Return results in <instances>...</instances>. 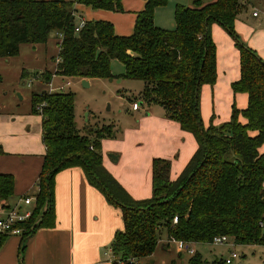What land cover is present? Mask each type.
I'll list each match as a JSON object with an SVG mask.
<instances>
[{
	"label": "trees",
	"instance_id": "16d2710c",
	"mask_svg": "<svg viewBox=\"0 0 264 264\" xmlns=\"http://www.w3.org/2000/svg\"><path fill=\"white\" fill-rule=\"evenodd\" d=\"M121 1L0 0V59L17 56L21 45L45 44L56 34L55 76L80 81L114 79L111 62L118 61L124 68L119 78L141 81V100L160 106L164 117L190 133L198 148L175 181L170 180V162L154 159L152 195L135 202L102 165L101 142L112 139L111 132L94 129L80 135L72 93L32 94L30 111L42 118L45 155L32 215L19 226L21 240L54 226L55 176L80 168L88 185L121 209L123 230L110 244L112 264H139L154 253L161 233L168 241L185 244H212L217 237H227L235 245H264L259 226L264 217V154L259 152L264 145V62L235 32L242 2L195 0L191 7L176 5L175 27L165 30L154 24V12L167 1L143 0L145 7L128 37L116 35L112 24L104 21L85 22L74 32L76 5L122 13ZM214 24L226 32L239 53V78L230 88L233 94L247 95V106L239 110L233 105L227 122L214 125L212 117L209 126L203 127L200 88L216 82ZM27 77L22 74V79ZM51 77L48 72L40 75L45 84ZM13 190L12 176L0 174L1 210L9 208ZM7 238L0 236V243ZM19 251L21 256L23 244ZM203 263L196 252L188 261ZM210 264L226 263L219 258Z\"/></svg>",
	"mask_w": 264,
	"mask_h": 264
},
{
	"label": "crops",
	"instance_id": "0c3cea01",
	"mask_svg": "<svg viewBox=\"0 0 264 264\" xmlns=\"http://www.w3.org/2000/svg\"><path fill=\"white\" fill-rule=\"evenodd\" d=\"M193 1L188 0L186 7H191ZM200 1L209 4L216 0ZM241 2L244 7L236 18L235 32L242 43L264 62V0ZM121 5L122 13L93 10L82 5H76L75 10L81 15L80 20L111 23L116 35L128 37L134 31L136 16L144 9L145 2L122 0ZM174 9L156 8L154 24L161 29H173ZM253 12H257L258 16L253 17ZM211 35L216 46V83L200 89L201 113L205 119L211 107L218 116L222 115V119L217 120L214 116L213 120L214 125H220L221 120L230 118L233 105L239 110L246 108L247 95L233 94L230 88L239 78V53L233 41L216 24L211 27ZM38 46H31L32 50L35 51ZM87 81L91 84L92 80ZM17 95L20 96L19 93ZM147 107L136 128L127 130L122 138L101 142L103 167L135 202L148 200L152 195L151 166L154 159L170 162V180L175 181L198 148L194 137L182 131L177 123L167 120L160 106L162 111L155 109V105ZM138 111L139 108L135 112ZM240 121L244 123L242 118ZM129 133L136 135L135 139H131L133 136ZM259 152L264 154V145ZM44 155L41 116L31 113L29 102L18 107L8 97L0 104V174L11 175L14 180L13 196L7 202L8 207L14 206L24 196L34 197ZM5 210L0 211V215ZM54 215L53 227L38 229L24 242L18 236H8L0 243V264H112L110 244L114 235L123 230L121 209L108 204L98 190L88 185L80 168L66 169L55 176ZM196 245L199 244H188L187 248L198 253L192 248ZM226 246V257H220L224 260L230 252H234L229 243ZM162 251L167 253L169 246L164 245ZM176 253L178 255L182 251ZM151 257L142 259L140 263L146 260L148 264H155Z\"/></svg>",
	"mask_w": 264,
	"mask_h": 264
},
{
	"label": "rangeland",
	"instance_id": "374dc122",
	"mask_svg": "<svg viewBox=\"0 0 264 264\" xmlns=\"http://www.w3.org/2000/svg\"><path fill=\"white\" fill-rule=\"evenodd\" d=\"M166 1L164 7L171 8H175L176 5L187 6L188 2V0ZM79 16L81 15L77 12L75 25H79ZM57 43V35L51 34L47 42L36 47L35 51L31 46L21 45L17 56L12 59L0 60V104L11 97L18 107H23L27 102L30 103L32 94L48 91V84H45L41 79H34V76L48 72L52 75L50 82L53 87L64 86V93L73 94L75 127L80 135H84L88 130L92 132L94 129H107L113 138H122L127 130L136 128L138 119L143 117L148 109V105L141 100L143 83L138 80L119 78L123 75L124 68L118 61L111 63V74L115 77L112 82L95 79L91 81L89 87H84L77 79L53 77L54 63L58 56ZM40 70L43 71L39 72ZM22 74H28L29 77L22 79ZM67 82H69V86L66 87ZM17 93L22 99L15 96ZM133 103L140 104L138 112L132 111ZM202 108V95H200L199 114L203 127L209 126L210 119L213 117L214 120V116L217 117V120L218 118L222 119V115L218 116L211 107L209 114L203 119ZM155 109L162 111L158 106H155ZM228 119L221 120L219 124L225 123ZM129 134L133 136L131 139H135L136 135ZM160 236L156 249L151 255L153 256L150 258L151 261L154 259L155 264H188L189 259L193 256L188 253L190 249H184L181 254L177 255L176 252L179 253L177 245L172 241L168 242L165 233ZM228 243L233 247L236 257L232 264H264V245H235L231 239H228L226 244ZM164 245L169 246L167 253L162 251ZM192 248L200 254L203 264H210L215 257L225 258L228 251L226 245L199 244ZM145 261L140 264H148Z\"/></svg>",
	"mask_w": 264,
	"mask_h": 264
},
{
	"label": "built area",
	"instance_id": "2783aa9c",
	"mask_svg": "<svg viewBox=\"0 0 264 264\" xmlns=\"http://www.w3.org/2000/svg\"><path fill=\"white\" fill-rule=\"evenodd\" d=\"M241 1V0H240ZM253 17H257L258 13L257 12H253ZM85 25V22L83 20H80L79 25H77L75 27V33H78L83 26ZM59 61V58L57 57L54 65L56 67L57 63ZM53 77H56L55 75H53ZM34 79H40V75H36L34 76ZM30 86V84H28ZM65 86H69V82H67L65 84ZM48 93H63L64 92V86L59 87V88H55L52 86L51 82L48 83ZM139 108V105L137 103H133V105L131 106L132 111H136ZM34 202H35V198L33 196H24L22 198H20L18 200V202L14 205L9 207L8 209H6L3 215H0V236H18V237H22V233H23V229H21V227H19L22 223L28 221V219L31 217L32 215V211L34 208ZM26 207V208H25ZM3 211V210H0ZM176 218L174 219V223H176ZM259 226L261 229H264V217L263 220L259 223ZM228 241L227 237H217L215 239H213L212 244L213 245H226ZM174 243H176L178 245V250L182 251L184 249H188L187 245L185 243L182 242H175L172 241ZM188 253L193 254L194 251L190 250L188 251ZM235 253L234 252H230L229 257L227 259H225V263L226 264H231L232 261L235 259Z\"/></svg>",
	"mask_w": 264,
	"mask_h": 264
},
{
	"label": "water",
	"instance_id": "95a60500",
	"mask_svg": "<svg viewBox=\"0 0 264 264\" xmlns=\"http://www.w3.org/2000/svg\"><path fill=\"white\" fill-rule=\"evenodd\" d=\"M110 82H112V79H109ZM81 84L84 86V87H89V82L87 80H81ZM17 97L21 98L19 95H17ZM115 158L116 160V157H113Z\"/></svg>",
	"mask_w": 264,
	"mask_h": 264
}]
</instances>
